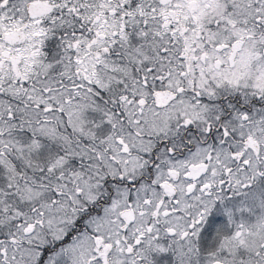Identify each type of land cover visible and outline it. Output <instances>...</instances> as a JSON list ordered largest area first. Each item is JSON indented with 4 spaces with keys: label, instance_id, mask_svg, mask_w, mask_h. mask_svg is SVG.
I'll use <instances>...</instances> for the list:
<instances>
[{
    "label": "snow or ice",
    "instance_id": "snow-or-ice-1",
    "mask_svg": "<svg viewBox=\"0 0 264 264\" xmlns=\"http://www.w3.org/2000/svg\"><path fill=\"white\" fill-rule=\"evenodd\" d=\"M0 264H264V0H0Z\"/></svg>",
    "mask_w": 264,
    "mask_h": 264
}]
</instances>
